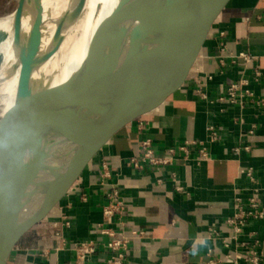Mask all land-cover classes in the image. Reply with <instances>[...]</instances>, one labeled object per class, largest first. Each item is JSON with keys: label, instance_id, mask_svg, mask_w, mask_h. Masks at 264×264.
<instances>
[{"label": "crops", "instance_id": "obj_1", "mask_svg": "<svg viewBox=\"0 0 264 264\" xmlns=\"http://www.w3.org/2000/svg\"><path fill=\"white\" fill-rule=\"evenodd\" d=\"M234 83L254 95L237 104L218 100ZM146 139L159 155L196 140L210 159L198 160V144L189 157L178 151L168 164L139 159L136 165L132 159L142 155ZM112 185L127 201V233L143 231L131 239L130 264H226L220 260L225 253L246 252L254 241L264 264V217L250 222L236 241L227 223L237 199L247 203L253 188L260 190L264 207V0H239L181 93L123 131L52 216L23 237L8 264H77L73 243L107 239L97 225L104 222ZM57 229L64 241L54 237ZM108 257L101 249L86 264H107Z\"/></svg>", "mask_w": 264, "mask_h": 264}, {"label": "water", "instance_id": "obj_2", "mask_svg": "<svg viewBox=\"0 0 264 264\" xmlns=\"http://www.w3.org/2000/svg\"><path fill=\"white\" fill-rule=\"evenodd\" d=\"M238 2L120 0L75 71L55 83L82 5L66 33L57 28L45 46L42 0H18L12 44L18 80L13 104L0 114V264H8L23 237L52 216L123 131L181 93Z\"/></svg>", "mask_w": 264, "mask_h": 264}, {"label": "built area", "instance_id": "obj_3", "mask_svg": "<svg viewBox=\"0 0 264 264\" xmlns=\"http://www.w3.org/2000/svg\"><path fill=\"white\" fill-rule=\"evenodd\" d=\"M246 57V55H243ZM260 72L257 71V75L260 76ZM199 95L207 98L208 95L202 93L198 90ZM246 95L253 96L254 93L249 89L243 90L241 84L234 83L230 85L225 92H222L218 96V100L226 101L231 104L243 103ZM214 137L216 138V132L214 128H211ZM250 132H253L251 130ZM200 144L198 148V160H208L210 159V154L207 148L203 145L202 142L196 140H187L184 143L180 144L178 147L169 148V154L159 155L156 153L155 149L152 146L151 140H147L143 143V153L138 157H134L132 161L138 165L139 159L152 163L154 165L168 164L177 154L178 151L185 153L186 157H189L193 154V149L196 145ZM235 150L238 152L239 147H236ZM251 180H254V174L251 169L243 170ZM177 190H182L183 187L177 183ZM108 202L104 206V222L99 223L97 228L102 233L106 235L107 239L102 243H98L94 240H84L73 243L72 249L76 254L77 264H86L91 256L96 254L101 249H105L109 252V257L107 258V264H130L129 254L131 251V239L134 237H140L143 235V231L132 230L130 234L127 233L125 227L123 226V218L126 214V205L127 201L122 195L120 189L117 185H112L107 192ZM264 217V207L262 203V198L260 190L258 188H253L252 194L248 198L247 203H243L241 198L237 199L235 205V213L233 216L227 219L232 230V240H238L242 235L244 228L252 221L261 219ZM119 224V228H114L111 224ZM54 237L57 240L64 241L63 234L60 230L54 231ZM260 244L258 241H254L251 244V247L246 252H240L236 250H229L225 253L220 260L226 264H241L242 261L249 262L251 264H261V254L258 251ZM226 247L231 248V242L226 241Z\"/></svg>", "mask_w": 264, "mask_h": 264}, {"label": "bare ground", "instance_id": "obj_4", "mask_svg": "<svg viewBox=\"0 0 264 264\" xmlns=\"http://www.w3.org/2000/svg\"><path fill=\"white\" fill-rule=\"evenodd\" d=\"M119 2L120 0H42L44 27L47 29L45 46L49 44L57 28L61 33H66L78 6L82 5L81 15L69 30L59 54L60 71L55 78V83L62 81L75 71L89 39L103 21L112 14ZM13 19V12L6 17H0V29L7 34L2 44L4 62L0 67V114L13 104L18 80L19 68L12 49ZM29 28L30 21L27 17L22 22L25 36L28 35Z\"/></svg>", "mask_w": 264, "mask_h": 264}, {"label": "rangeland", "instance_id": "obj_5", "mask_svg": "<svg viewBox=\"0 0 264 264\" xmlns=\"http://www.w3.org/2000/svg\"><path fill=\"white\" fill-rule=\"evenodd\" d=\"M18 0H0V17H6L10 15L16 9ZM7 34L0 29V67L4 62V52L2 50V44Z\"/></svg>", "mask_w": 264, "mask_h": 264}]
</instances>
